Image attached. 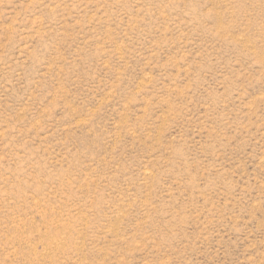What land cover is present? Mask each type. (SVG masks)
Masks as SVG:
<instances>
[{
	"label": "rangeland",
	"instance_id": "obj_1",
	"mask_svg": "<svg viewBox=\"0 0 264 264\" xmlns=\"http://www.w3.org/2000/svg\"><path fill=\"white\" fill-rule=\"evenodd\" d=\"M0 264H264V0H0Z\"/></svg>",
	"mask_w": 264,
	"mask_h": 264
}]
</instances>
